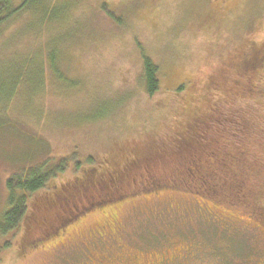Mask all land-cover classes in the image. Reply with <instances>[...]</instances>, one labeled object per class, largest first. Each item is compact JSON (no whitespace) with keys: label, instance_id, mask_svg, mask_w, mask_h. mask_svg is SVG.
Here are the masks:
<instances>
[{"label":"rangeland","instance_id":"rangeland-1","mask_svg":"<svg viewBox=\"0 0 264 264\" xmlns=\"http://www.w3.org/2000/svg\"><path fill=\"white\" fill-rule=\"evenodd\" d=\"M73 1L76 5H70L68 20L62 17L58 22L52 17L45 25L55 24L49 31H56V35L85 30L100 33L98 40L83 42L81 52H75L78 59L73 60V65L79 67L85 78L82 85L59 88L57 80L50 82L49 68L44 65L45 79L37 90L22 78L23 92L17 87L16 93L5 99L8 94L3 93L4 85L11 84L14 68L25 65L31 53L42 57L39 45L49 32L46 30L43 35V30L27 27L19 30V22L12 16L7 21L6 35L0 38V212L8 205L5 182L9 176L14 181L23 165L42 158L53 167L44 185L27 196L20 222L3 233L0 230V264H264L262 220L240 206L229 205L222 196L164 188L133 194L98 209L90 208L70 217L65 224L62 219L68 214L66 206L48 210L37 204L44 202L48 192L66 178L81 176L75 161L85 164L83 156L120 143L125 136L139 139L143 133L142 141L149 142L150 135L155 133L152 121L160 116L161 108L166 115L173 106L175 98L170 88L177 79H194L187 83L189 89L183 96L194 92L200 95L203 89L199 93L198 87L204 83L201 79L213 72L207 68L206 59L220 58L222 65L243 51L238 47L242 41L264 38V0H249V6L236 0L231 9L218 3L221 7H217L215 14L209 6L213 0H182L185 10L175 18L176 0H159L153 8L141 0L134 4L124 30L115 29L94 10H85L96 1ZM111 1L119 6L128 0ZM208 12L212 13L210 18L215 16L216 23L207 21ZM230 14L234 23L228 17ZM116 15L121 17L118 12ZM240 21H248V27L252 26L242 30ZM216 25L221 30H216ZM133 40L160 68L158 94L146 97L135 91L131 100L119 109L120 113H113L112 123L106 117L76 124L84 115L88 116L84 113L93 108L97 97L130 89L139 65ZM73 54L69 48V59ZM35 66L28 64L30 69ZM125 109V118L130 123L121 130L119 124L124 119L121 112ZM140 121L142 126L150 125L152 129L139 127ZM119 130L131 132L122 136ZM258 181L263 187L255 193L261 201L264 177ZM35 218L36 224L31 222ZM61 222L63 225L58 224Z\"/></svg>","mask_w":264,"mask_h":264},{"label":"trees","instance_id":"trees-1","mask_svg":"<svg viewBox=\"0 0 264 264\" xmlns=\"http://www.w3.org/2000/svg\"><path fill=\"white\" fill-rule=\"evenodd\" d=\"M72 1L0 0V38L6 35L7 21L12 16L16 17L14 21L19 22V30L27 27L43 30V35L47 34L46 30L49 32L39 45L42 46V57L29 53L25 65L14 68L15 74L11 77V84L4 85L3 93L8 94L4 96L5 99L12 93L14 95L17 87L23 92L22 78L32 83L33 90H37L45 79L44 65L49 68L48 79L50 82L57 80L59 88H74L85 82L79 67L73 65V60L78 59L75 52H81L79 48L83 47V42L98 40L100 33L85 30L56 35V31H49L53 30L55 24L45 25L52 17H56L58 22L62 17L68 20L70 5H76V2ZM93 1L96 2L86 6L85 10H94L95 13L103 15L115 29L120 30L128 27L127 18L134 9V4L141 2L128 0V3L122 2L118 6V3L111 0ZM142 1L147 2V7L153 8L159 0ZM213 1L214 3L209 2V6L214 14L221 7L218 3H223V7L231 9L232 4L236 2ZM243 1L249 6V0ZM81 2L83 1L78 3ZM37 5L39 6L36 7ZM206 8L208 10V5ZM173 10V18L183 13L185 5L182 0L174 2ZM246 11H250V8L247 7ZM117 12L121 17L116 15ZM36 13H39L37 17ZM212 13L208 12L207 21L211 19L216 23L215 16L210 18ZM253 14L254 12L251 16ZM228 17L230 20L234 19L231 14ZM234 21L235 19L232 22ZM247 22L240 21L239 27L242 30L244 27L249 29L252 25L248 27ZM216 27V30H221L218 25ZM133 45L137 50L139 65L130 89L114 91L104 98L97 97L93 108L84 113L88 116L84 115L75 122L76 124L99 121L106 117H109V123H112L113 113L117 114L119 109L131 100L135 91L139 90L146 97L158 94L161 87L158 64L142 51L136 40H133ZM238 47L243 51L231 56L222 65L220 58L206 59L207 68L213 72L201 79L204 83L198 87L200 90H197L200 93L203 89L202 94L197 95L194 92L183 96L189 89L188 84L194 79H177V83L170 88L175 98L173 106L166 115L161 108L160 116L152 121L155 133L150 135L149 142L142 141L145 139L143 133L139 139L125 136L124 141L120 143L109 144L104 150L98 148L94 155L83 156L85 164L75 161L81 176L66 178L63 184L55 186L48 192L44 202H37L39 207L48 210L58 205L67 207L68 214L62 219L65 224L70 221V217H76L88 209L91 210L90 208L98 209L133 194L165 188L208 197L222 196L229 205L240 206L253 215L256 214L264 225V199L259 201L255 193L263 187L258 180L264 177V38L259 41L247 38L242 44L239 43ZM69 48L74 51L72 59L71 55L70 59L67 55ZM34 63L37 66L30 69L28 64ZM192 72L191 76H194ZM5 102L6 100L4 104ZM2 109L4 113L5 107ZM126 110L121 112L124 114L123 122L119 124L121 130L122 126L130 123L125 118ZM141 126L140 121L139 127ZM149 126L142 127L152 129ZM143 130L147 129H142V132ZM130 132L131 130H125L120 133L124 136ZM110 146H114V149ZM47 163L43 158L34 164L29 163L31 165L27 163L15 174L14 181H11L12 176L6 179L8 205L0 212L2 233L20 222L27 196L41 188L50 176L53 167ZM49 166L51 167L48 168ZM31 222L36 224L38 220L35 218Z\"/></svg>","mask_w":264,"mask_h":264},{"label":"flooded vegetation","instance_id":"flooded-vegetation-1","mask_svg":"<svg viewBox=\"0 0 264 264\" xmlns=\"http://www.w3.org/2000/svg\"><path fill=\"white\" fill-rule=\"evenodd\" d=\"M127 244L129 245V241H127ZM114 262H112L111 264H113ZM115 264V263H114Z\"/></svg>","mask_w":264,"mask_h":264}]
</instances>
